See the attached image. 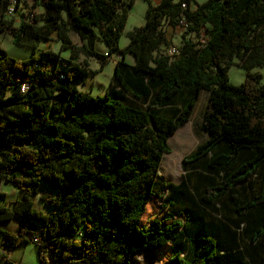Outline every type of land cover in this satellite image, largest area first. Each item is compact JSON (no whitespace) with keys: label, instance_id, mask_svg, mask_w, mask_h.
Returning a JSON list of instances; mask_svg holds the SVG:
<instances>
[{"label":"trees","instance_id":"1","mask_svg":"<svg viewBox=\"0 0 264 264\" xmlns=\"http://www.w3.org/2000/svg\"><path fill=\"white\" fill-rule=\"evenodd\" d=\"M12 1L18 11L25 0H0V34L31 56L9 58L0 48V184L22 193L9 209L0 206V247L33 244L38 234L39 264H132L135 254L165 250L164 264H264V84L251 72L264 68V0L148 2L144 25L127 33L122 49L134 0H29L42 11H18L17 26L6 17ZM180 19L185 32L177 55L159 54L162 26L175 28ZM201 31L205 42L198 47L187 33ZM52 38L58 52L36 57ZM127 55L133 64L125 63ZM80 56L102 66L119 57L103 96L79 92L89 74ZM235 60L246 72L239 86L227 76ZM201 92L207 101L199 130L207 138L181 167L186 172L191 163L202 174V189L157 187L168 140L190 120ZM40 184L54 192L40 196L54 210L49 215L34 206ZM183 199L191 203L184 222L143 223L155 200L174 211ZM208 211L223 219L203 222ZM13 217L21 219L17 230L3 229ZM30 224L39 231L31 233ZM199 235L214 241L204 259L192 249Z\"/></svg>","mask_w":264,"mask_h":264},{"label":"rangeland","instance_id":"2","mask_svg":"<svg viewBox=\"0 0 264 264\" xmlns=\"http://www.w3.org/2000/svg\"><path fill=\"white\" fill-rule=\"evenodd\" d=\"M125 3H128L130 0H123ZM206 0H195L196 4H201ZM148 2L151 5L156 6L159 4L160 0H134L132 7L128 9V17L123 30V34L119 40V48H124L128 43L127 33L131 32L135 28L142 27L144 25V15L146 8L148 6ZM194 8V5L192 6ZM28 11H33V13L39 14L42 10L40 8H35L32 10L31 5L22 7L21 13L24 15L27 14ZM14 18L11 19L14 25L17 26L19 23V18L15 15ZM163 33L166 36V44L162 45L159 49V54L165 55L167 50L171 47L179 48L182 43V36L184 35V30L175 27L172 28L167 24L162 26ZM169 33V34H168ZM168 37V38H167ZM71 39L75 45H80V41L74 35H71ZM0 48L5 52V54L9 58L17 59V60H27L31 56V50L24 47L14 46L11 43L10 36L6 34H0ZM59 50V45L56 43L55 39L52 38L50 41L41 42V45L36 53V57H40L44 52L57 53ZM96 50L100 53L105 51L104 44L98 42L96 43ZM61 56L64 59L69 57V52L65 51L61 53ZM132 56L127 55L125 58L126 64H131ZM77 61L81 64L88 63V76L85 80L84 84H78L79 92L89 94L93 97L103 96L106 92V89L109 85L115 61L114 57H112L105 65L102 66V62L100 60L90 58L86 59L83 56H80ZM239 63L235 60L234 65L230 66L227 76L229 84L232 86H239L243 83L246 72L241 69ZM252 73H259L261 75V83L264 84V68H256L251 71ZM207 101V93L201 92L199 100L195 106L193 114L190 120L180 129L176 131V133L170 137L168 140V146L171 150L169 155H165L162 158L160 167H159V177L157 180V187L160 183H166L170 185L177 186L179 184L184 183L188 189V191L193 190L194 187H197V190L200 191L202 186H200V181L203 180L202 174H197L194 172V169H190L192 166L191 163L186 164V172L183 171L181 167L182 159L186 156L194 153L197 146L202 144L207 136L199 130L201 115L203 109L206 105ZM203 163L200 161L193 165V167H202ZM220 180V178H219ZM196 192V190H195ZM170 192L167 190L162 192L164 197H167ZM0 194L3 195L2 199H0V206H4L9 209L10 204H12L16 200H20L22 197V193L16 188L15 185L7 182H2L0 184ZM46 195L48 197H54V192L50 190L44 184H40L37 192V196L34 199V206L37 210L41 211L43 214L49 215L54 210L53 208L44 205V203L40 200V196ZM191 201H196L197 195L195 197L189 196ZM254 202V200H251ZM162 200H155L153 205L147 210V215L143 221V223L149 224L153 218L161 221L163 226H167L171 223V221L178 220L180 222H184L186 218L187 209L191 208V203L188 199H183L180 207L175 209L174 211H169L167 208L161 210L160 204ZM165 202V201H164ZM173 214H181L179 217H173L172 220L169 219V216H173ZM218 219H223V215L221 213L208 211L207 217H204L203 222L207 223L208 221H219ZM192 221H190L191 223ZM227 222V221H225ZM21 224V219L18 217H13L10 221L2 223L1 227L6 229L7 231L14 232L17 230L19 225ZM34 227L35 224H30L29 230L31 233L35 234ZM214 243L213 239L207 235H199L197 236V240L193 242L192 249L200 250L201 253L199 257L204 259L208 255L214 252L215 247L212 246ZM168 251H162L157 254H151L148 252H144L141 254L133 255L131 262L132 264H164L167 259ZM14 259L19 261L22 259L24 264H39L37 260V251L33 244L29 246H22L18 250L14 252ZM49 260L52 258L49 256ZM210 260H206L203 263L207 264Z\"/></svg>","mask_w":264,"mask_h":264},{"label":"built area","instance_id":"3","mask_svg":"<svg viewBox=\"0 0 264 264\" xmlns=\"http://www.w3.org/2000/svg\"><path fill=\"white\" fill-rule=\"evenodd\" d=\"M24 2L27 5H31V2L29 0L21 1L19 3V8H18L19 10L18 11H20V12L22 11V5L24 4ZM15 5H16V2L15 1H12L11 4H10V6L7 8L6 17L12 18L13 16L16 15V13L18 11H17V8L15 7ZM181 8L184 9L185 8V5L182 4L181 5ZM176 27L184 30V32H185V25H184L183 19H180L179 20V23H178V25ZM187 36L198 47H201L204 44V42H205V36H204L203 31H201L199 33H195V32H193V33H187ZM177 53H178L177 48L171 47V48H169L167 50V52L165 53V55L167 57H169V58H173L174 56L177 55ZM118 60H119V57L118 56L114 57V61L115 62L118 61ZM25 90H26V87H23L21 89L22 92H24ZM38 240H39V235L38 234H35L32 237V243L33 244H37L38 243ZM0 249H2V248L0 247ZM0 264H1V261H0Z\"/></svg>","mask_w":264,"mask_h":264},{"label":"crops","instance_id":"4","mask_svg":"<svg viewBox=\"0 0 264 264\" xmlns=\"http://www.w3.org/2000/svg\"><path fill=\"white\" fill-rule=\"evenodd\" d=\"M169 34V33H168ZM168 38V37H167ZM131 58V60H132V62H130L131 64H133V62H134V59H133V57H130ZM30 226V225H29ZM34 232L36 233V232H38L39 231V226H37L36 225V227H34ZM6 230V229H5ZM9 232H11V231H9ZM15 232V231H14ZM29 245H31V244H25V245H21L20 247H22V246H29ZM35 246V245H34ZM20 247H18V248H16V249H14V250H11V251H6V250H3V249H0V261H1V264H3V262H5V261H3V260H1L3 257L5 258L4 260H6L9 264H24L23 262H22V259H20L19 261H16L15 259H14V252L16 251V250H18ZM36 248V247H35ZM36 251H37V248H36ZM37 260H38V252H37Z\"/></svg>","mask_w":264,"mask_h":264},{"label":"water","instance_id":"5","mask_svg":"<svg viewBox=\"0 0 264 264\" xmlns=\"http://www.w3.org/2000/svg\"><path fill=\"white\" fill-rule=\"evenodd\" d=\"M149 253V252H148Z\"/></svg>","mask_w":264,"mask_h":264}]
</instances>
